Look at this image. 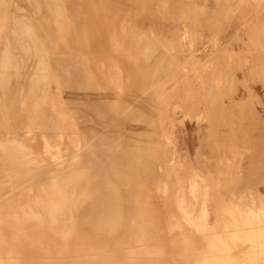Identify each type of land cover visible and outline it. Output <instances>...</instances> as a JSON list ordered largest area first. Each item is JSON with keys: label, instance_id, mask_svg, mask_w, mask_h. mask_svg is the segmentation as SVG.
I'll return each instance as SVG.
<instances>
[{"label": "rangeland", "instance_id": "1", "mask_svg": "<svg viewBox=\"0 0 264 264\" xmlns=\"http://www.w3.org/2000/svg\"><path fill=\"white\" fill-rule=\"evenodd\" d=\"M233 1L244 16L254 11L264 21V0ZM200 2L12 0L0 41V137L31 139L48 162L67 170L84 156L85 130L129 142L150 127L147 140L136 142L159 196L174 193L187 215L208 212L210 190L217 204L263 211L264 24L254 30L253 46L235 53L221 45L220 15H206ZM35 20L83 79L91 75L77 96L98 97L128 111L126 118L111 115V124L93 126L75 118ZM30 247H23L26 264H72L43 261L42 250Z\"/></svg>", "mask_w": 264, "mask_h": 264}, {"label": "bare ground", "instance_id": "2", "mask_svg": "<svg viewBox=\"0 0 264 264\" xmlns=\"http://www.w3.org/2000/svg\"><path fill=\"white\" fill-rule=\"evenodd\" d=\"M106 113L127 116L114 105ZM108 139L85 143L84 156L65 170L31 139L0 137V264H26L29 246L43 261L72 264H264V210L217 204L210 190L208 212L187 215L174 193L153 190L134 139Z\"/></svg>", "mask_w": 264, "mask_h": 264}, {"label": "crops", "instance_id": "3", "mask_svg": "<svg viewBox=\"0 0 264 264\" xmlns=\"http://www.w3.org/2000/svg\"><path fill=\"white\" fill-rule=\"evenodd\" d=\"M11 2L12 0H0V41L5 38L6 30L8 29L10 22L9 10ZM200 4L201 8H205L206 15L209 14V16L213 17L219 14L221 21L217 20V22L220 24H222V22L226 24L224 27L225 34L222 37L221 45L232 46L235 53L241 51L244 52L243 50L245 46H247V48L253 46L251 40L257 38L254 36V30L261 28V25L264 24V21L261 20L262 18L254 16L257 12L249 11L250 13L247 16H244V13L246 12L244 11V6L238 5L237 2H234L233 0H228L222 5H219L218 0H204V2H200ZM34 22L38 34L49 50L53 70L59 74L63 88L68 94L66 100L68 99L69 107L73 110L75 117L77 119L85 120V122L91 126L100 124L98 122L100 120V122L106 120L103 124H111L109 120H107V118L111 116L110 114L106 113V116L101 117V111H106L108 106L105 105L102 99L100 100L98 97L81 99L77 96L79 91H82L88 84H91V75L87 74L86 79H83L75 66V62H70L67 54L62 53V50H60L59 46L54 42V37L47 35L43 26L38 21L35 20ZM251 23L255 25V28H249ZM247 29L251 31H246ZM141 116L144 119H147L148 113L143 112ZM91 129L93 128H89L83 133L84 144L91 142L94 144L100 139V134L95 132L94 129ZM149 130H151L150 127L139 135L140 138H134V140H147ZM142 135H144V138L141 137ZM155 141H157L156 138Z\"/></svg>", "mask_w": 264, "mask_h": 264}]
</instances>
